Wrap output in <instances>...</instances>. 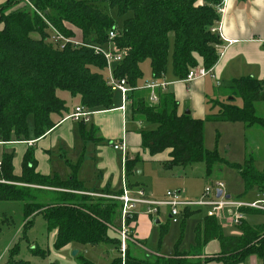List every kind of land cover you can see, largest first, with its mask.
Here are the masks:
<instances>
[{
	"label": "trees",
	"instance_id": "16d2710c",
	"mask_svg": "<svg viewBox=\"0 0 264 264\" xmlns=\"http://www.w3.org/2000/svg\"><path fill=\"white\" fill-rule=\"evenodd\" d=\"M223 1L204 0L199 6L198 0H11L0 6V141L21 142L31 136H45L55 127L52 116L66 110L59 91L80 97L81 106L88 112L113 108L115 93L107 85L104 57L89 47L68 44L61 49L49 42L50 24L68 38L82 37L87 46L107 48L111 45L123 55L122 61L114 66L115 77L126 79L129 86L136 89L131 95L132 118L156 126L155 130L142 133L144 149L152 157L170 151L164 169L184 168L205 161L212 171L221 160L216 152L204 150L205 121L196 120L190 114L178 115V103L170 92L160 93L159 103L152 105L148 92L138 89L143 79L140 65L149 61L154 80H161L166 75L170 50L173 51V73L180 81L200 62L206 69L216 65L221 39L211 29L220 20L218 8ZM104 3H108L109 11L100 6ZM19 5L23 7L17 8ZM111 31L117 33L114 40L109 38ZM32 34H38L39 39H33ZM230 94L232 100H242V107L233 102H213L211 110H219L208 115L206 121L264 128V119L256 114V104L264 103V81L237 80ZM13 159L12 155L3 154L0 161V202L23 204L24 229L31 228L35 217L42 215L47 232L56 235L53 244L56 251L70 245L107 244H115L120 250L121 241L110 237L112 229H121L122 205L118 200L79 195L91 190L76 175L63 181L56 174H38L33 153L29 151L23 161L22 175L17 177ZM138 164V158L125 164L131 190L143 189L131 183ZM238 169L247 193L254 189L264 193V173L256 170L252 159ZM104 192L114 198L122 195V191H94L95 194ZM188 211L184 212L183 220L195 214ZM242 212L264 213L253 209ZM137 220V214L128 218L134 230ZM237 228V234L226 236L218 220L206 216L196 229L191 253L177 252L168 257L146 259L130 255L132 245L128 243L124 264H207L212 261L242 264L254 256L264 264V225L252 226L245 219ZM211 241L220 243L221 252L214 258L202 260V248ZM33 254L41 258L47 256V252L35 250ZM197 255L200 257L196 258ZM77 259L78 264H95L81 255ZM8 264L30 263L11 260ZM112 264H123L122 258Z\"/></svg>",
	"mask_w": 264,
	"mask_h": 264
},
{
	"label": "crops",
	"instance_id": "0c3cea01",
	"mask_svg": "<svg viewBox=\"0 0 264 264\" xmlns=\"http://www.w3.org/2000/svg\"><path fill=\"white\" fill-rule=\"evenodd\" d=\"M9 1L11 0H0V6ZM203 4L204 0H198L197 5ZM221 10L222 13H220ZM218 12L220 20L216 28H220L223 39L218 49V62L212 68V75L191 83H184L174 76L173 65L169 67L168 60L166 75L161 79L168 84L166 93L170 92L178 103V115L189 112L194 119L205 122L208 115L219 110V108L211 110V103L221 101L216 99L221 95L218 89L225 87L226 95L230 96V88L237 80L254 78L264 81V0H224ZM173 43L172 35V48ZM154 81V78L148 81L142 79L139 85L144 86ZM60 98L65 102L66 110L62 114L52 116L55 123L52 130L41 138L31 136L27 141L0 145L3 148L0 157L2 158L3 154L13 156L14 175L17 177L22 175L23 161L29 151L33 153L36 172L42 176L56 174L66 181L72 175H76V178L91 191L121 192L124 183H127L124 163L134 160L140 154H149L143 147L142 133L155 130L156 126L134 120L131 105H128L124 112L121 109L122 101L115 102V98L112 109L87 111L89 113L87 121H75L70 116L76 112L77 108L82 107L80 97L63 94ZM117 144H122L124 150H115L114 146ZM166 153L169 155L166 161L162 162V166L170 159V151ZM160 155L152 157L149 154L151 158H157ZM74 168H76L75 173ZM141 174L139 173V176ZM138 181L136 175L131 177V183L143 187L149 196L146 185ZM139 189L135 188L132 191ZM256 197L260 201L264 199V193L258 191ZM150 218L148 215L138 214L134 230L138 246L146 253V242L153 232ZM116 231L114 229V232ZM146 231L149 233L147 234ZM51 234L52 243H54L56 235ZM102 246L105 245L67 247L78 251L77 256H79L82 249H97ZM77 256L74 257L77 258Z\"/></svg>",
	"mask_w": 264,
	"mask_h": 264
},
{
	"label": "rangeland",
	"instance_id": "374dc122",
	"mask_svg": "<svg viewBox=\"0 0 264 264\" xmlns=\"http://www.w3.org/2000/svg\"><path fill=\"white\" fill-rule=\"evenodd\" d=\"M100 6L103 10L109 11L108 3ZM20 7H23V5H19L17 8ZM109 13L120 20L115 12L110 11ZM118 22L121 23V21ZM31 37L38 39L39 35L32 34ZM75 40L78 42L83 41L82 37H75ZM171 55L172 51L170 50L169 67L172 64ZM201 64L202 62L199 66H203ZM150 67L149 61L141 65L145 81L153 78ZM218 91L221 94L219 98H216L221 100L219 102H233L235 106L242 107V100L239 98L232 100V96L226 95L225 87L218 89ZM63 94L69 93L58 92L59 97ZM114 98L115 102L121 100L118 93L114 94ZM256 114L259 118L264 119V103L256 106ZM29 125L30 127L33 125L32 117L29 118ZM204 132V150L216 152L221 160L212 171H209L205 161L192 163L184 168L177 167L166 170L162 166V162L166 161L169 155L166 152L157 158H151L149 154H140L136 157L139 159L136 179L146 185L150 199L162 201L168 192H180L184 201L195 202L204 197L207 189H213L218 184H224V198L230 196V201L246 203L258 201L256 197L258 190L254 189L248 193L246 192L244 180L238 168L243 167L248 160L252 159L256 170L264 173V128L260 126L250 128L243 123L205 122ZM2 153L3 148L0 147V156ZM139 173L142 174L139 176ZM78 194L95 199L116 200L114 197L109 196L107 192L95 194L94 191H90V193ZM210 199H215L214 193L210 195ZM260 201H263V199ZM206 211V209L188 211L189 214H194V212L195 214L185 220L181 219L179 223L175 224L170 219L169 209L162 207L159 214L152 219L150 218L153 232L146 242L147 253L135 241L134 226H132L130 255L153 259L156 256H172L177 252L191 253L195 247L196 229L207 216ZM230 212H233L232 209H226L222 212V216L218 218V223L222 226L223 233L226 236L238 233L237 226L232 225L230 222ZM136 213L137 215H147L146 208L143 206L138 207ZM246 221L252 226L264 225V213L247 212ZM156 222H159V224H156ZM24 226L23 204L19 202H0V264H8L11 260H23L30 264H78V259L73 256V252L76 250L66 247L61 251H56L53 248L52 234L47 232L42 215L35 217L31 228L26 230ZM116 232L112 229L110 237L121 241L119 230L117 229ZM146 233L148 234L149 231H146ZM33 250L47 252V256L45 258L35 256ZM80 251L81 256L86 257L95 264H112L115 260L122 258L121 252L117 250L115 244H107L97 249L85 248ZM220 252V243L211 241L202 248L201 259L214 258ZM207 264L221 263L212 261ZM242 264H260V260L254 256Z\"/></svg>",
	"mask_w": 264,
	"mask_h": 264
},
{
	"label": "built area",
	"instance_id": "2783aa9c",
	"mask_svg": "<svg viewBox=\"0 0 264 264\" xmlns=\"http://www.w3.org/2000/svg\"><path fill=\"white\" fill-rule=\"evenodd\" d=\"M222 13V10L220 11ZM49 25V24H48ZM213 34H217L222 40L223 36L220 32V28L213 27L211 29ZM50 36L48 38L49 42L55 44L61 49L65 48L66 45L71 44L75 46H85L93 49L96 54L104 57L106 61V80L107 85L113 93H118L121 96L122 101V111H126L128 105H131V95L136 90L129 86L126 79H118L115 77L114 66L119 64L122 61L123 55L114 49L111 45L107 48L98 47V46H87L83 44V41L78 42L75 38H68L64 36L59 30L49 25ZM117 37L115 31L109 33L110 40H114ZM212 75V69H206L204 66H197L191 68L187 77L182 80L184 83H191L197 79L205 78ZM168 84L161 81L155 80L149 84L141 86L138 90L146 91L149 95V102L152 105L159 103V94L165 93L167 91ZM89 113L85 111L83 107L77 108L76 112L70 116L71 119L75 121H87ZM4 142L0 141V145H3ZM115 150H124L122 144H117L114 146ZM126 162L124 163L125 167ZM1 168V162H0ZM219 192H222V196L218 198ZM214 193L215 199H210V195ZM225 197V185L218 184L213 187V189H207L205 191L204 197L199 201H184L180 192H168L165 195L164 200L155 201L150 199L146 194L145 190L139 189L132 191L127 183H124L122 190V195L116 197L121 205V229L119 230V236L121 237L120 252L122 255V262L125 263L126 253L128 243L131 241V229L134 225L128 224V218L133 214H137L136 210L138 207L143 206L146 208V214L153 218L155 215L159 214L162 207H167L170 211V219L173 223L177 224L183 218L185 211H201L202 209L207 210V214L210 217H215L216 219L222 216V212L226 209H232L233 212H230V222L234 226H239L242 221L245 220L246 214L242 212L243 209H253L264 212V199L263 201H256L253 203H245L241 201H230Z\"/></svg>",
	"mask_w": 264,
	"mask_h": 264
},
{
	"label": "water",
	"instance_id": "95a60500",
	"mask_svg": "<svg viewBox=\"0 0 264 264\" xmlns=\"http://www.w3.org/2000/svg\"><path fill=\"white\" fill-rule=\"evenodd\" d=\"M186 114H190V113L189 112H186ZM221 196H222V192H219V194H218L217 197L220 198ZM226 199L229 200L230 199V196H227ZM156 224H159V222H156ZM77 255H78V251H74L73 252V256H77Z\"/></svg>",
	"mask_w": 264,
	"mask_h": 264
}]
</instances>
